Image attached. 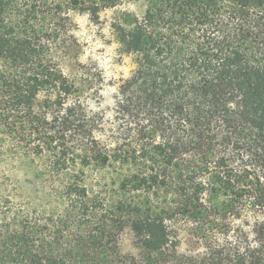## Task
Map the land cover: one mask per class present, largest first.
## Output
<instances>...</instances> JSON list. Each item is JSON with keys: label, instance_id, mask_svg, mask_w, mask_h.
Instances as JSON below:
<instances>
[{"label": "trees", "instance_id": "1", "mask_svg": "<svg viewBox=\"0 0 264 264\" xmlns=\"http://www.w3.org/2000/svg\"><path fill=\"white\" fill-rule=\"evenodd\" d=\"M117 1L0 0V154L42 157L53 207L33 220L0 198V264H264V0H148L116 25L136 69L113 125L38 38L62 6Z\"/></svg>", "mask_w": 264, "mask_h": 264}, {"label": "rangeland", "instance_id": "2", "mask_svg": "<svg viewBox=\"0 0 264 264\" xmlns=\"http://www.w3.org/2000/svg\"><path fill=\"white\" fill-rule=\"evenodd\" d=\"M62 7L57 21L49 15L43 19L38 42L49 49L53 60L71 80L91 85L85 95L87 106L114 125L117 90L136 69V56L121 51L115 26H125V23L143 17L148 0H119L116 5L101 9L97 17L83 12L84 6ZM45 14H49L47 10L42 15ZM15 152V155L0 154V198L14 201L10 214L27 211L33 220L50 216L53 207L47 202L46 193L40 191L42 180L37 178L44 170L45 160L33 155L24 156L20 148ZM109 176L106 172L92 173L90 179L101 180V194L116 199L118 194L114 192V186L106 182ZM179 227L182 229L180 251L193 250L191 236L184 231L186 226L180 224ZM119 234L118 251L122 255H137L130 226H125Z\"/></svg>", "mask_w": 264, "mask_h": 264}]
</instances>
